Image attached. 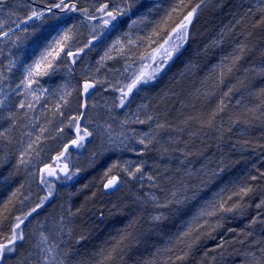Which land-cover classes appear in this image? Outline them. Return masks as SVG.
<instances>
[{
  "label": "trees",
  "instance_id": "1",
  "mask_svg": "<svg viewBox=\"0 0 264 264\" xmlns=\"http://www.w3.org/2000/svg\"><path fill=\"white\" fill-rule=\"evenodd\" d=\"M28 1L41 4V0ZM97 1L100 0L82 3L90 7ZM163 3L167 4L165 1ZM200 3L201 0L185 1L183 4L186 7L180 10L179 15L173 14L170 25L174 26L185 12ZM78 14L73 15L79 17ZM261 15L254 9L250 11L241 0H205L193 15L188 29L189 38L181 54L169 63L165 73L152 85L138 93L134 90L135 100L145 103L144 119L153 117L141 127L145 129L141 133L146 131L153 138L152 144L131 146V149L121 152L115 149L104 155L103 151H107L104 144L106 131L101 130L99 134L85 140L83 148L70 149L68 159L59 162L60 167L67 164L69 171L76 174L68 179L58 171L59 178L49 177L51 196H48L49 186L40 184L36 173L44 163L57 168L56 162L50 157L56 155L61 143L67 142L57 137L55 131L64 119L57 114V104H62L60 97L65 94V86H72V97H66L71 100V111L64 109L66 117L76 114L74 89L77 81L83 82L85 76L94 81L101 80L100 76L106 74L103 68L100 74L95 75L86 69L87 65H91L90 61L98 59L92 57L93 47L85 49L70 71L61 69L53 79L40 78V86L49 91L48 97L39 101L30 99L25 103H32V110L37 113L33 114L27 108L21 110L23 114L29 111V114H24L25 121L32 123L34 118L38 121V130L31 129L29 135L25 136L26 146L40 135L41 127L48 129L44 133V136H49L46 142L41 136L44 145L42 162L34 159L30 163L20 162V127L24 125L19 118V114L23 115L18 112L20 102L13 100L7 104L10 107H1L0 112H11L1 127L7 125L9 137L12 138V143L6 141V152L3 153L10 152V159L13 160L0 172V210L7 204L12 215L22 216L48 196L25 222L26 227H22L25 235L28 234V224L41 213L47 212L50 206L51 209L58 208L64 212V218L72 228L69 239L59 245L63 255L67 253L64 255L66 264H96V254L102 248L110 247L114 237L118 239L121 233L127 232H131L136 239L129 243L116 264H145L149 260H164L169 255L174 259L180 248L191 243L185 238L182 244L178 238L199 208L211 200L220 188L225 187L228 181L233 184L246 181L256 189L242 202L246 206L239 212L225 214L219 221L220 226L215 227L214 231L207 230L206 234L191 244L186 259L177 264H257L258 261L264 264L260 253V249L264 248V224L259 222L264 220V207H256L264 200V179L251 180L252 176L264 173V115H261L264 97L257 95L264 89V23L259 22ZM75 22L81 28L76 45L80 47L91 38V25L97 21H91L87 26L79 20ZM239 46H244L243 52L238 51ZM237 56L239 59L233 64ZM131 60L117 61L121 64L122 82L115 86L130 82L140 63L136 60L135 64H131ZM228 67H231V72L227 71ZM99 86L88 99L90 105V99L100 95L95 110L93 107L87 109L88 118L91 116L95 120L107 114L105 106L112 107L108 100L115 97L118 101L120 95L114 87L108 86L104 91V88L98 89ZM129 99L133 100L132 97ZM221 100L226 109L215 121V126H202L199 121L206 120ZM116 111H124V108L117 107ZM185 120L189 122L185 124ZM84 122L82 127L86 124ZM157 124H164V129L157 128ZM30 127H33L32 124ZM0 129L3 131L5 128ZM143 135L140 134V137ZM2 154L0 160H4ZM24 159L27 161L28 156ZM141 163L145 173L143 180H134L120 171L123 166L134 169ZM113 165L117 167L109 173ZM218 166L225 169L223 181L218 179L207 187L203 186L208 179L206 173L217 170ZM113 175L124 179L128 187L120 185L118 191L106 193L103 184ZM148 175L164 178L156 181L162 191L152 187ZM181 183L197 190L198 198L189 201L186 214L172 215L165 212L168 219L162 222L161 228L153 230L143 219L149 214L144 209L151 210L152 205L140 204L138 198L145 197V191L157 196L168 194L179 188ZM13 193L16 195L13 196ZM187 194L192 193L189 191ZM21 207L25 210H21ZM77 209L80 211L77 212ZM100 213L104 214L103 217ZM253 219H257V223L253 224ZM210 223L215 226L216 218H210ZM28 241L26 236L25 242ZM24 245L18 248L19 253L25 248ZM168 249L173 251L168 252ZM8 264H12L11 259Z\"/></svg>",
  "mask_w": 264,
  "mask_h": 264
},
{
  "label": "snow or ice",
  "instance_id": "2",
  "mask_svg": "<svg viewBox=\"0 0 264 264\" xmlns=\"http://www.w3.org/2000/svg\"><path fill=\"white\" fill-rule=\"evenodd\" d=\"M156 3L157 0H150V2H146V0H100L98 4L88 7L83 6L82 0H41L42 7L32 8L31 14L26 15L25 19L21 21L22 24H26L29 21L32 22L30 26L31 31L28 28L22 29V31L27 33L25 39L31 41L30 50L26 52V57L31 60V63L22 65L25 75L17 85V88L23 87L25 89V96L31 95L34 100L39 101L41 97L36 95L33 85L40 87L41 91H47V89H43L40 86V78L47 77L48 79H53L60 73L61 69L70 71L72 66L76 65L77 60L84 53L85 49L95 46L93 41L96 44H104L107 43L114 33L120 32L121 36L111 44L108 51L105 52V56L101 57V60L106 58L114 59L115 57L110 55L113 51L120 57H127L131 53L135 57V59L131 60V64H135L136 60H139V67L133 73L129 83L122 86L108 85L109 87H114L115 91L120 93L116 106L122 109L125 108L132 102L129 98H134V90L138 93L144 87L152 85L161 74L165 73L169 67V63L181 54V50L189 38L188 29L192 23L193 15L201 7V4L205 3V0H201L200 4L193 7L186 15H183L178 22L174 23V26L170 25V21L173 20L174 13L179 15L180 10L186 7L183 4V0H180L178 4L167 11L159 20L151 21L148 19V16L152 15V10L155 9ZM259 4L262 5L259 8V11L262 13L259 22L264 23V0H259ZM2 7L3 0H0V8ZM142 10L147 11L148 14H142ZM76 13L81 15L75 17L73 14ZM75 20H79L85 26L90 24L91 21H97L96 24L91 25V38L80 47L76 46L79 40V26L74 22ZM138 24L149 26L151 31L144 36L136 35V38L133 39V29ZM2 27L3 25H0V28ZM19 27L20 25H17V28ZM125 28L128 30L124 31ZM12 31L9 28L2 35L10 39L9 33ZM19 39L20 37H17V40ZM238 51L243 52L244 46H239ZM238 59L239 56L235 57L233 64ZM8 70L11 71V67ZM231 70V67L227 68V71L231 72ZM125 71H127V68H125ZM2 79H5V77L0 72V80ZM105 83L106 81L104 80L94 81L87 76L83 78V82L77 81V87L74 89L76 92L75 100L77 102L76 114L66 117L64 109L66 108L71 111V100L66 97H72V91H67V86H65V94L60 97L62 104H57V114L64 117V119L59 122L55 131L57 137L62 141L66 139L67 142L61 143L56 150V155L50 157V159L56 162L57 168L52 167L51 164L44 163L43 167H40L36 173L40 184L49 186L48 196L52 195L49 177L59 178L58 171L64 173L65 178L68 179L76 174V172L69 171L67 164L60 167L59 162L68 159L70 149L83 148L85 140L100 133L101 130L95 128L94 125V131H89L88 126L82 127V121L88 119L86 111L90 107L88 99L97 91V85L103 86ZM231 91L232 89L230 88L229 93ZM257 95L264 97V89H261ZM239 103L240 101L238 100L237 104ZM261 105L264 108V100L261 101ZM0 107H4L3 100H0ZM19 107L21 109L27 108L32 110L34 106L32 103L25 104L21 100ZM225 109L226 105L221 100L216 109L208 114V118L199 122L202 126L212 128L215 126V121L220 117V114L225 112ZM261 115H264V110L261 111ZM189 119L197 118L190 117ZM151 120H153V117L149 116L147 120L137 118L131 122L145 124ZM188 122V120L184 121L185 124ZM124 123H129V121L126 120ZM156 127L164 129L165 125L157 124ZM47 131V128H40V135H37L35 140L28 143L21 152V163H30L33 159L37 162H42L41 152L44 151V145L41 142V136H44V133ZM48 139L49 136H44L45 142ZM5 140L9 144L12 143L7 129L0 131V141ZM152 141L153 138L145 133L140 138L139 143L147 146L152 144ZM26 155L28 156L27 161L24 159ZM116 167L117 165H113L108 170L109 173ZM120 171H123L134 180L137 178L143 180L145 177L144 165L142 163L135 166L134 169H130L127 165L123 166ZM224 172V167L218 166L217 170L206 173L208 179L207 183L202 182L203 186L207 187L218 179L223 181ZM105 175H108V173ZM147 179L152 183L153 188L162 191L156 181L157 179H164L163 177L148 175ZM261 179H264V173L251 177L253 181ZM228 185H231V187ZM119 187L120 177L118 175L111 176L103 184V188L109 190L118 191ZM189 191H191V195L187 194ZM255 191V187L246 181L242 184H233L232 181H228L225 187L220 188L219 192L211 200L199 208L197 213L192 217L191 222L186 224V230L181 233L178 239L182 244L185 242V238L189 239L191 243L180 248L179 254H176L174 259L169 255L164 260H149L145 264H177V262L184 261L188 256L187 249L191 247V244L198 241L202 235L206 234L207 230L214 231L215 227L220 226L219 221L224 218L225 214L241 211L246 206L242 202L246 197H249L250 193H254ZM15 195L16 193H13V196ZM48 196L44 197L40 201V204H37L31 211L24 213L22 216L12 215L7 204H5L3 210H0V264H8L10 259H14L19 255L18 248L22 247L23 244H18V242L26 241L22 225L26 227L25 222L48 199ZM198 196L199 192L197 190L189 189L181 183L179 188L168 194L162 196L149 194L138 199L140 204L152 205L151 210L144 209L149 214L143 219L145 223H148L155 230L161 228L162 222L168 219L165 212L172 215L186 214V206L189 204V201L196 200ZM256 207H264V200L256 205ZM79 211L80 209H77V212ZM99 215L103 217L104 214L100 213ZM213 217L216 218L215 226L210 223V218ZM259 222L264 224V220H260ZM252 223H257V219H253ZM47 239L48 237L41 234L42 243L46 242ZM135 239L136 237L131 232H127L126 234L121 233L118 239L114 237L110 247L102 248L96 254V264H116L129 243ZM37 247H40V245L38 244ZM56 247L58 248L59 245H56ZM46 250L51 252L53 249L48 247ZM167 251L172 252L173 249H168ZM260 253L261 257L264 258V248L260 249ZM64 255H67V253ZM251 255L255 256V253ZM43 260L44 264H64L63 260H59L55 256H52L50 260L45 256ZM16 264H22V262L17 260ZM257 264H259V261Z\"/></svg>",
  "mask_w": 264,
  "mask_h": 264
},
{
  "label": "rangeland",
  "instance_id": "3",
  "mask_svg": "<svg viewBox=\"0 0 264 264\" xmlns=\"http://www.w3.org/2000/svg\"><path fill=\"white\" fill-rule=\"evenodd\" d=\"M89 1L91 0H82V2H86V3H88ZM164 1L167 4L163 3ZM185 1L188 0H183V3ZM241 1L246 7L250 8V11L251 10L253 11L254 9L257 11V13H261L259 11V8L262 7V5L259 4V0H241ZM99 2L100 1H97L96 4H98ZM146 2H150V0H146ZM179 2L180 0H157L155 9L152 10V15L148 16V19L151 21L158 20L163 13H166L167 11L172 9ZM32 8H40V7L32 4L28 0H3V7L0 8V25H3V27L0 28V72H2L3 76L5 77V79L0 80V100L4 101V107L7 106L10 107L11 105H7V104L11 103V101L13 100L19 102L23 100L24 103H26L29 102L30 99H33L31 95L25 96V89L23 87H20L19 89L17 88V85L20 83L21 79L25 75L24 68L22 67V65L31 63V60L26 57V52L30 50L31 41L25 39L27 33L22 31V29L28 28V30L31 31L30 26L32 25V22L29 21L26 24H22L21 21L25 19L26 15L31 14ZM142 14L147 15L148 13L147 11L142 10ZM186 14L187 12L184 13V15ZM17 25H20V27L17 28ZM78 26L80 25L78 24ZM9 28L13 30L12 32L9 33V36L11 37L10 39L2 35V33L8 31ZM80 29L81 28L78 27V31H80ZM127 30H128L127 28L124 29V31ZM150 31L151 28L149 26L138 24L133 29L132 38L135 39L136 35L144 36ZM120 36H121L120 32L114 33L109 38L107 43L95 44V46H93L92 57H97L98 59H96L93 62L90 61L89 63L91 65H87L86 69H88L94 75L100 74L99 71L101 68L106 70L105 71L106 74L104 75L102 74L100 76L101 80L103 76V80L106 81V83L103 86L100 85L98 89L104 88L103 90L105 91V89L108 87L109 84L112 85L120 84L122 82L120 80V75L122 70L119 69V66H121V64H118L117 61L125 62L126 60L135 59V57H133L131 53H129L127 57H120L117 55L115 51H113L110 53V55L112 57H115L114 59L106 58L104 60H101V57L105 56V52L108 51V48L111 46V44ZM17 37H20V39L17 40ZM141 48H143V46H141ZM94 64H97L98 66L95 67ZM116 66L118 67L116 68ZM10 67H11V71L8 70ZM33 88L35 89L36 95L40 96L41 99L44 98L45 96L46 98L48 97L49 91L47 88H43V89H47L46 92L41 91L40 87L36 85H33ZM71 90H72V86L71 85L67 86V91H71ZM103 94L101 95L102 98H104ZM99 96L100 95L96 97V95H94L92 99H90V108L93 107V111L95 110V105H98ZM102 100L101 103L103 102ZM108 101H110L109 105L112 107L110 108L105 106V110L108 111L106 112L107 114H105L104 117H98L95 120L93 117L90 116V118H88L85 122L83 121L84 123H86L84 126H88V129L90 131L95 130L93 125L95 126V128H99L100 130L104 129L106 131L104 134V137L106 139L104 144H106L107 151L106 150L103 151L104 155L114 151L115 149L121 152L124 149H129V148L131 149V146L140 145L139 143V140L141 138L140 134L146 133V131L145 133H141L142 131L145 130L141 127L146 123L139 124V123H132L131 121L137 118H139L140 120H146L143 117V112H144L143 107L145 106V103L138 102L139 100H135V98H133V100H131L132 102L124 108V111H116V108L118 107L116 106L118 104L116 98L112 97ZM18 110H19L18 112L22 113L21 110L23 109H21L18 106ZM34 110H36V108H34ZM115 111L117 113H115ZM32 113L35 114L37 113V111H33ZM9 114H11L10 111L0 112V128L7 129V125L3 127H1V125L4 124L3 121H5V119L8 118ZM24 114L25 115L29 114V111H25ZM24 114L23 115L19 114V118L21 119V122L24 124L22 127H20L21 129L20 133L22 134L21 146H20L21 152L26 147L25 136L29 135V131H31V129L35 128V130H38V128H36L38 121L34 120L35 118L33 119L32 123H30V121H25ZM126 120L129 121V123H124V121ZM30 124H32L33 127H30ZM0 131L2 130L0 129ZM150 131L151 128L149 132ZM5 144H6V140L0 141L1 154L3 152H6L5 149L7 147L5 146ZM2 156L5 161L0 160V172L3 170L6 164L12 163L13 160L10 159L11 156L10 152L3 153ZM7 159L8 161H6ZM122 185L125 186V188L128 187L124 179L121 178V186ZM144 193L145 195L150 194L148 191H145ZM23 206L25 207L24 204ZM51 207L52 206L49 207V210L47 212L41 213L28 224L29 235L26 233L25 236H27L29 241L24 243L22 242L23 245L25 244L24 245L25 248L23 249V251L19 253L17 257L11 259L12 264H16L17 260H20L22 264H44L43 258L45 256H47L49 260L51 259L52 256H55L57 259L63 260L64 264H66L67 262L66 256H64L63 252H61V250L63 249L59 247L57 248L56 245H60L64 241L66 242L65 239H69L68 237L70 232H72V228L71 226H68L69 224L66 218H64L65 213L60 212L58 208L51 209ZM22 209L25 210L24 208L21 207V210ZM41 234L48 237L47 241L44 243L41 242ZM38 244L40 245V247H37ZM48 247H51L53 250L51 252H48L46 250Z\"/></svg>",
  "mask_w": 264,
  "mask_h": 264
},
{
  "label": "water",
  "instance_id": "4",
  "mask_svg": "<svg viewBox=\"0 0 264 264\" xmlns=\"http://www.w3.org/2000/svg\"><path fill=\"white\" fill-rule=\"evenodd\" d=\"M34 4H36V3H34ZM37 6H40V7H42V4H36ZM95 21V20H94ZM93 42H95V41H93ZM87 111V110H86ZM82 124H83V121H82ZM120 185H121V179H120ZM116 190H109V189H105V192L106 193H112V192H115Z\"/></svg>",
  "mask_w": 264,
  "mask_h": 264
},
{
  "label": "bare ground",
  "instance_id": "5",
  "mask_svg": "<svg viewBox=\"0 0 264 264\" xmlns=\"http://www.w3.org/2000/svg\"><path fill=\"white\" fill-rule=\"evenodd\" d=\"M79 16L81 15V14H78Z\"/></svg>",
  "mask_w": 264,
  "mask_h": 264
}]
</instances>
